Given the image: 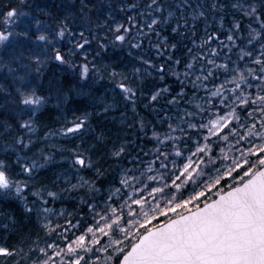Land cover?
Here are the masks:
<instances>
[{"label":"snow or ice","instance_id":"1","mask_svg":"<svg viewBox=\"0 0 264 264\" xmlns=\"http://www.w3.org/2000/svg\"><path fill=\"white\" fill-rule=\"evenodd\" d=\"M0 20V200L22 206L0 209L16 236L0 243V264H264V0H19ZM125 52L142 66L137 82ZM104 80L131 105L126 126L151 131L153 149H140L149 160L92 124L114 107L96 95ZM77 97L99 110L75 107L69 119ZM141 98L176 107L157 113L166 132L140 118ZM52 108L56 129L40 120ZM68 134L81 143L51 142ZM106 159L119 172L107 186ZM61 161L66 187L55 191L38 176ZM65 191L83 192L75 214L46 206ZM33 214L39 231L25 232Z\"/></svg>","mask_w":264,"mask_h":264},{"label":"trees","instance_id":"2","mask_svg":"<svg viewBox=\"0 0 264 264\" xmlns=\"http://www.w3.org/2000/svg\"><path fill=\"white\" fill-rule=\"evenodd\" d=\"M44 1L47 3L52 2V0H35V3L45 4ZM11 3L13 6H19V0H0V10H3L7 4ZM31 11V9H30ZM131 14V13H130ZM145 47L147 48V40H145ZM154 55V51L152 53ZM124 59L127 61L122 65V70L127 72L130 78L136 81V78L132 76V67L135 65L136 67H142L137 61L131 60L127 57L126 52L123 54ZM159 58H157V61ZM149 81H152V78H148ZM154 82V81H153ZM167 84L170 87L171 93L175 95V93L180 91L179 82L176 80L175 77L169 76L166 80ZM162 86V83H161ZM187 89L191 88V85H186ZM97 93L96 95L99 97H106L109 102H114V107H112L108 113L104 114L101 113L100 116L94 118L92 120V124L96 128V130L105 132L106 136L110 138L112 141L118 140H128L129 147L132 149V156L135 157L137 154L141 155L145 161L149 160L150 157L143 156L144 151H150L153 149V141L151 140V131H148V136L145 137L144 132L140 130L139 125L137 124L133 128L127 127V123H132L136 117L131 109V105L124 101L122 96L119 94L120 90L115 88L113 84L108 83L107 80L101 82V84L97 85ZM151 89V83L148 86L143 88L145 93H148ZM202 95V92L200 93ZM75 100L78 102L77 104L73 105L70 104L67 109L68 118L71 119L72 110L75 107H84L88 106V110L91 111L93 109L99 110V105H90V102L84 100L82 97H77ZM82 101V103H79ZM183 101L179 107H186ZM164 111H169L170 114H174L176 111L175 106H166L163 103L155 105V111L152 108L144 107V99L137 101L136 112L139 113L140 118H142L145 122L152 121L157 125V130L161 133L167 131V125L161 124L157 117V113L161 116L163 115ZM124 114L122 117L121 114ZM40 120L43 124H47L49 127L56 129L60 126V123L63 121V117L61 116L59 110L57 109H50L47 112H44L43 115L40 116ZM47 129H44L46 131ZM43 135V132H41ZM78 135L68 134L67 136H54L52 137V143H56L58 146H64L67 148H72L74 145H79L81 143ZM84 142L93 139L92 133H89L87 136H84ZM59 160V156L56 157ZM124 166L131 167L129 161L125 160L121 162ZM69 166V162L61 161L60 164H53L46 167V169H42L38 180L40 183L47 184L52 190L59 191L60 188L66 187L62 180H57V175H60L67 169ZM105 167L109 169V175L103 181L105 186H107L109 181L117 180L119 177V172L117 169V165L111 161L107 160L105 162ZM68 175L72 179V183H76V178L74 173L69 172ZM80 175L88 178L92 176L91 171H83ZM55 182V184H53ZM27 194V193H26ZM83 195V192L80 191H65L61 193V198L57 199L55 202H52L50 198L47 207H50L56 211H66V212H73L75 214V210L77 206L80 204V197ZM103 195V193H102ZM0 209H4L5 211H12L17 212L18 210L22 211V206L19 201L13 200L10 204L0 200ZM61 223L63 221H60ZM23 224L26 226L23 230L25 232L31 230L33 232L39 231V224L37 222V218L35 214L31 217V222L28 220H23ZM40 236H44L42 231L39 232ZM7 239V243L11 244L16 241V236L11 233H6L3 231L2 226H0V243L5 242Z\"/></svg>","mask_w":264,"mask_h":264},{"label":"rangeland","instance_id":"3","mask_svg":"<svg viewBox=\"0 0 264 264\" xmlns=\"http://www.w3.org/2000/svg\"><path fill=\"white\" fill-rule=\"evenodd\" d=\"M44 3H47V2L44 1ZM49 3H51V2H49ZM21 10H22V11L32 12V10L30 11V9H28V8H22ZM32 14H33V15H40V14L37 13V12H32ZM40 18H41V19H45V17H44L43 15H40ZM118 18H120L119 15H118ZM0 26H2V20H0ZM20 27L22 28V25H21Z\"/></svg>","mask_w":264,"mask_h":264},{"label":"bare ground","instance_id":"4","mask_svg":"<svg viewBox=\"0 0 264 264\" xmlns=\"http://www.w3.org/2000/svg\"><path fill=\"white\" fill-rule=\"evenodd\" d=\"M93 143V139H89L87 141L84 142V146L87 147L88 145Z\"/></svg>","mask_w":264,"mask_h":264}]
</instances>
